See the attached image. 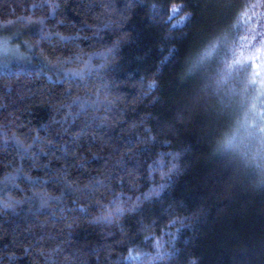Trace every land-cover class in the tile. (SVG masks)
Here are the masks:
<instances>
[{
    "label": "clouds",
    "instance_id": "9594fccd",
    "mask_svg": "<svg viewBox=\"0 0 264 264\" xmlns=\"http://www.w3.org/2000/svg\"><path fill=\"white\" fill-rule=\"evenodd\" d=\"M60 3L0 0V264H202L181 240L208 209L175 193L180 137L200 118L207 158L264 199V0H126L50 22ZM141 13L165 38L197 33L170 109L157 71H118Z\"/></svg>",
    "mask_w": 264,
    "mask_h": 264
},
{
    "label": "trees",
    "instance_id": "16d2710c",
    "mask_svg": "<svg viewBox=\"0 0 264 264\" xmlns=\"http://www.w3.org/2000/svg\"><path fill=\"white\" fill-rule=\"evenodd\" d=\"M21 2H31L37 11L47 14L48 0ZM125 4L126 0H61L60 7L49 14V21L63 16L65 21L81 24L103 5L119 10ZM126 27L130 39L123 46L124 59L118 71L135 76L157 71L159 107H174L192 86L190 80L177 79L176 69L184 53L196 42L195 29L185 31L178 25L175 31L183 34L165 38L162 26L142 13L135 14ZM170 45H174L171 53ZM180 139L190 144L192 151L187 170L176 181L175 193L189 207L203 204L208 209L195 228L182 233L183 244L201 254L202 264H248L250 258L259 261L258 254L264 251V199L246 191L220 162L207 158L200 118L196 129L184 131Z\"/></svg>",
    "mask_w": 264,
    "mask_h": 264
}]
</instances>
